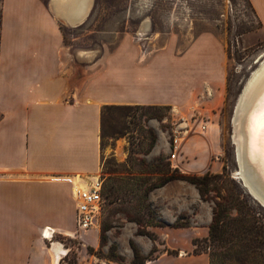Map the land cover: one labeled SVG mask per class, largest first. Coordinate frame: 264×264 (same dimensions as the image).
<instances>
[{
    "label": "crops",
    "instance_id": "1",
    "mask_svg": "<svg viewBox=\"0 0 264 264\" xmlns=\"http://www.w3.org/2000/svg\"><path fill=\"white\" fill-rule=\"evenodd\" d=\"M11 3L18 7L9 9ZM249 3L264 30V0ZM5 15L17 23L0 59V264H60L67 254L55 262L57 240L43 237L42 228L73 232L76 182L90 183L101 162L102 107L170 105L180 118L197 120L224 102L227 49L211 31L181 50L175 41L156 49L146 42L141 50L124 37L91 65L63 56L59 23L83 25L87 14L70 24L40 0H5ZM210 136L206 144L194 133L183 142L175 159L183 172L208 171L219 155L220 129L213 126ZM210 221L211 215L201 227L150 226L162 247L145 264H210L192 242L209 235Z\"/></svg>",
    "mask_w": 264,
    "mask_h": 264
},
{
    "label": "rangeland",
    "instance_id": "2",
    "mask_svg": "<svg viewBox=\"0 0 264 264\" xmlns=\"http://www.w3.org/2000/svg\"><path fill=\"white\" fill-rule=\"evenodd\" d=\"M40 1L53 12L52 0ZM16 7L11 3L8 8ZM84 20L83 25L75 26L59 20L64 34L63 56L70 60H89L92 65L94 60L111 54L124 37L130 38L141 50L145 49L146 42H151L149 47L156 49L165 47L170 41H175L181 50L197 34L211 31L226 45L227 80L224 102L217 109L203 111L197 120H193L196 114L184 113L180 118L172 107L162 109L164 115L161 117L136 106L111 105L104 110L101 162L94 176L102 181L105 204L95 228L78 231L75 226L73 232L65 229V233L53 234L52 239L69 248L60 264H132L131 241L144 255H149L153 247H162L159 238L151 239L138 232V220L147 230L157 221L171 226L177 217L183 221L188 219L190 226L206 225L210 215L212 218L213 202L201 199L193 184L173 179L178 184L167 189L157 187L148 192L145 189L161 177L162 171L157 166L164 165L170 172L176 169L183 172L178 167L181 162L175 161L181 157L183 142L194 133L206 144L213 126L221 133L217 146L219 155L213 157L208 170L222 172L225 169L242 187L264 224V206L248 193L235 173L240 168L234 140L235 111L250 76L264 60H259L264 54V30L249 0H93L92 9ZM145 21L149 26L141 35L139 30L145 27ZM16 23L17 17L5 15V0H0V59L3 43L14 41ZM124 45L129 47L128 42ZM82 50L92 56L81 57ZM153 135L156 141L152 146ZM176 135L182 136V140L173 161L170 156ZM103 234L106 235L104 241ZM208 243L199 241L197 249L210 252ZM156 253L148 259H153ZM113 254L121 255L122 260L114 259Z\"/></svg>",
    "mask_w": 264,
    "mask_h": 264
},
{
    "label": "trees",
    "instance_id": "3",
    "mask_svg": "<svg viewBox=\"0 0 264 264\" xmlns=\"http://www.w3.org/2000/svg\"><path fill=\"white\" fill-rule=\"evenodd\" d=\"M111 105L119 108H132L133 106L144 108L149 110L155 117L164 115L162 109L171 108L170 105L157 104H105L101 110V125L102 113ZM155 141L156 136L153 135L152 146ZM157 169L162 171L161 177L156 182L151 183L145 189L146 192L149 189L162 187L173 179H180L193 184L197 188L201 199L213 202L209 235L203 239L193 238V244L196 247L193 250L195 253L206 252L197 249L199 241L203 240L209 242L208 249L211 248V251L208 252L210 264H264V224L242 187L231 179L225 169L222 172L208 170L203 174H187L179 169L170 172L164 165L157 166ZM137 223L140 234H145L151 239L157 238L155 232L142 228L143 224L140 220ZM164 223L163 221H157L151 223L150 226H164ZM190 225L188 219L183 221L179 217L171 224L174 227ZM105 239L106 235L103 234L102 240ZM130 243L133 251L132 264H145L149 256L157 250V247H153L149 255H144L134 241ZM168 251L172 252V250ZM113 257L118 261L122 260L119 254H113Z\"/></svg>",
    "mask_w": 264,
    "mask_h": 264
},
{
    "label": "bare ground",
    "instance_id": "4",
    "mask_svg": "<svg viewBox=\"0 0 264 264\" xmlns=\"http://www.w3.org/2000/svg\"><path fill=\"white\" fill-rule=\"evenodd\" d=\"M92 3L93 0H52L51 6L60 19L75 24L91 11ZM143 25L145 27L139 30L141 35L148 29V21ZM80 54L88 58L92 56L87 50H82ZM254 71L244 87L234 115V140L240 167L235 173L244 179L253 194L264 203V137L259 129L260 114L264 111V60ZM81 186L76 182L75 190ZM55 230L53 226H43L42 234L52 239ZM67 233L72 234L70 231ZM53 245L58 250L55 257L57 262L60 254H66L67 249L57 241Z\"/></svg>",
    "mask_w": 264,
    "mask_h": 264
},
{
    "label": "built area",
    "instance_id": "5",
    "mask_svg": "<svg viewBox=\"0 0 264 264\" xmlns=\"http://www.w3.org/2000/svg\"><path fill=\"white\" fill-rule=\"evenodd\" d=\"M182 136L176 135L172 142V153L170 159L177 157V152L181 146ZM76 206L75 226L76 230H87L97 226L98 216L105 204L102 194V181L99 177H94L90 183L81 186L79 190H74ZM56 231H53L55 236ZM96 264V263H95Z\"/></svg>",
    "mask_w": 264,
    "mask_h": 264
},
{
    "label": "water",
    "instance_id": "6",
    "mask_svg": "<svg viewBox=\"0 0 264 264\" xmlns=\"http://www.w3.org/2000/svg\"><path fill=\"white\" fill-rule=\"evenodd\" d=\"M263 58L264 59V54L260 56L259 60ZM237 177V176H236ZM240 179V178H239ZM242 185L247 189L248 193L254 198L256 199L259 203H261L264 206V203L255 195L253 194V192L250 190L249 186L246 184V182L244 181L243 178L240 179Z\"/></svg>",
    "mask_w": 264,
    "mask_h": 264
},
{
    "label": "snow or ice",
    "instance_id": "7",
    "mask_svg": "<svg viewBox=\"0 0 264 264\" xmlns=\"http://www.w3.org/2000/svg\"><path fill=\"white\" fill-rule=\"evenodd\" d=\"M259 129L261 131L262 137H264V111H262L261 114H260Z\"/></svg>",
    "mask_w": 264,
    "mask_h": 264
}]
</instances>
